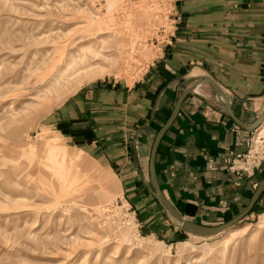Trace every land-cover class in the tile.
<instances>
[{"label":"rangeland","instance_id":"rangeland-1","mask_svg":"<svg viewBox=\"0 0 264 264\" xmlns=\"http://www.w3.org/2000/svg\"><path fill=\"white\" fill-rule=\"evenodd\" d=\"M175 4L0 0V264H264V213L225 244L226 232L162 243L114 177L53 131L78 90L145 73L174 36Z\"/></svg>","mask_w":264,"mask_h":264},{"label":"crops","instance_id":"crops-1","mask_svg":"<svg viewBox=\"0 0 264 264\" xmlns=\"http://www.w3.org/2000/svg\"><path fill=\"white\" fill-rule=\"evenodd\" d=\"M175 5L174 36L138 80L87 85L52 114L53 131L114 177L141 232L171 244L189 235L175 226L153 188L156 140L158 188L188 222L214 227L231 221L264 178V163L249 176L230 171L256 130L243 129L226 111L252 124L264 109V0ZM258 213H264V191L245 218Z\"/></svg>","mask_w":264,"mask_h":264},{"label":"water","instance_id":"water-1","mask_svg":"<svg viewBox=\"0 0 264 264\" xmlns=\"http://www.w3.org/2000/svg\"><path fill=\"white\" fill-rule=\"evenodd\" d=\"M203 82L209 83L213 89V91L215 92V94L219 97L223 99L222 93L219 89H217L213 83H211L209 80L207 79H203ZM191 90H187L185 91V93L182 95V97L179 100L178 106L179 104L182 102V99H184V97L190 92ZM177 106V108H178ZM177 108L174 112V114H176L177 112ZM226 111L228 112V115L235 121V123L237 125H239L240 127H242L243 129H246L248 131H255L257 130L261 124L264 122V109L261 112V114L259 115V117L256 119L255 122H253L252 124H243L239 121H237L232 114L230 113V110L226 107ZM158 139V138H157ZM156 145H157V140L155 141L153 147H152V153H151V170H150V178H151V182L153 185V188L155 190L156 196L158 198V200L160 201L161 205L163 206V208L168 212V214L171 216V218L175 221V226L182 231L183 233L191 236V237H198V238H212L218 235H221L225 232H227L229 229H231L236 223H239L243 220V218H245L249 212L251 211L252 207L254 206V204L256 203L257 199L259 198V196L263 193L264 191V178L262 179V181L259 183L255 193L253 194L249 204L247 205V207L244 209V211L238 215L236 218L232 219L231 221L224 223L222 225L219 226H214V227H208V226H202V225H198L195 223H191L186 221L185 219H183L162 197L160 190L158 188L157 182H156V178H155V173H154V169H153V160H154V156H155V151H156ZM191 216L194 215L193 212L190 213Z\"/></svg>","mask_w":264,"mask_h":264},{"label":"built area","instance_id":"built-area-1","mask_svg":"<svg viewBox=\"0 0 264 264\" xmlns=\"http://www.w3.org/2000/svg\"><path fill=\"white\" fill-rule=\"evenodd\" d=\"M263 142L264 141L262 140L259 142L254 141L253 144L252 138H250L247 151L243 154L235 156L230 161L229 169L235 176H249L255 169H258L262 163H264Z\"/></svg>","mask_w":264,"mask_h":264},{"label":"bare ground","instance_id":"bare-ground-1","mask_svg":"<svg viewBox=\"0 0 264 264\" xmlns=\"http://www.w3.org/2000/svg\"><path fill=\"white\" fill-rule=\"evenodd\" d=\"M258 133H257V138H256V141H260L261 138L260 136H264V122L261 124V126L256 130ZM258 226L261 228V229H264V214L259 216V221H258ZM239 230H235V229H229L224 235V238H223V243H228L231 239H233L234 237H236L238 234H239ZM193 238H196V239H203V238H198V237H193Z\"/></svg>","mask_w":264,"mask_h":264}]
</instances>
